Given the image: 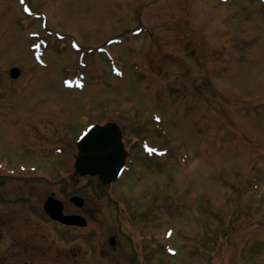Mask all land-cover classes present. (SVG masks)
<instances>
[{
	"label": "rangeland",
	"instance_id": "374dc122",
	"mask_svg": "<svg viewBox=\"0 0 264 264\" xmlns=\"http://www.w3.org/2000/svg\"><path fill=\"white\" fill-rule=\"evenodd\" d=\"M109 120L159 151L101 191L73 162ZM52 193L87 227L52 221ZM59 253L264 264V0H0V264Z\"/></svg>",
	"mask_w": 264,
	"mask_h": 264
},
{
	"label": "water",
	"instance_id": "95a60500",
	"mask_svg": "<svg viewBox=\"0 0 264 264\" xmlns=\"http://www.w3.org/2000/svg\"><path fill=\"white\" fill-rule=\"evenodd\" d=\"M18 69L12 70L14 77ZM78 154L74 163L75 170L82 176L98 175L103 183L115 181L125 166L127 151L122 141L120 127L116 123L92 126L77 142ZM78 206L84 205L80 196L71 198ZM47 213L69 225L86 226L87 220L80 215H65L63 202L50 197L45 203Z\"/></svg>",
	"mask_w": 264,
	"mask_h": 264
},
{
	"label": "flooded vegetation",
	"instance_id": "af4514ba",
	"mask_svg": "<svg viewBox=\"0 0 264 264\" xmlns=\"http://www.w3.org/2000/svg\"><path fill=\"white\" fill-rule=\"evenodd\" d=\"M119 125H120V127H121V130H122V133H123V137L125 136V137H128L129 135L126 133V132H131L130 130H128L129 129V126H124V124H121V123H119ZM124 132H125V134H124ZM124 141H125V143L126 144H128V141L124 138ZM129 145V147H128V149H129V151L131 152V149L132 148H138V147H135L134 145H133V142H131V144H128ZM60 227L61 228H65L64 226H62V225H60ZM57 256V259L56 260H54V259H51L48 263H45L44 261H42V263H44V264H63L62 262L64 261V260H66V257L64 258V257H62V254L61 253H59V254H57L56 255ZM43 260V259H42Z\"/></svg>",
	"mask_w": 264,
	"mask_h": 264
}]
</instances>
